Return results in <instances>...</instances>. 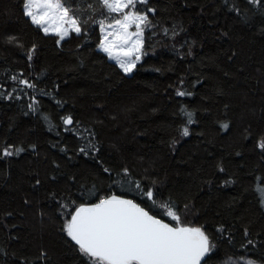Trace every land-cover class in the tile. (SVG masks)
<instances>
[{"label": "trees", "instance_id": "trees-1", "mask_svg": "<svg viewBox=\"0 0 264 264\" xmlns=\"http://www.w3.org/2000/svg\"><path fill=\"white\" fill-rule=\"evenodd\" d=\"M23 4L0 0V264H89L63 229L111 194L201 227L202 264H264V0H145L127 74L98 49L97 0H69L83 31L59 44Z\"/></svg>", "mask_w": 264, "mask_h": 264}, {"label": "snow or ice", "instance_id": "snow-or-ice-1", "mask_svg": "<svg viewBox=\"0 0 264 264\" xmlns=\"http://www.w3.org/2000/svg\"><path fill=\"white\" fill-rule=\"evenodd\" d=\"M97 2L101 5V14L104 11L108 14L104 19L92 21L98 23L102 33L98 48L110 60L115 61L124 73H131L144 54L145 29L151 27L148 15L137 9L145 0ZM68 3L69 0H24L23 12L46 35L54 34L59 37L56 41L59 44L71 33L80 34L83 31L75 10L66 6ZM114 13H119L120 18L111 16ZM109 17L112 22L106 23ZM133 26L135 31H130ZM9 39L15 41L16 38ZM28 58H32V50H29ZM12 79L22 92L27 88H35L27 79L16 76ZM185 94L183 91L177 92L180 96ZM34 107L33 101L29 108ZM187 116V123H192L191 114L188 113ZM61 119L64 125L73 124L71 115ZM182 134H189L186 126ZM260 147L264 148V143ZM19 151L22 149L15 150L16 153ZM2 154L10 156L14 152L5 149ZM123 172L127 174L128 170L124 169ZM257 180V191L262 194L264 203V185L259 183L264 182V177H258ZM143 195L149 200L154 198L152 189H148ZM166 215L177 221V226L150 215L130 199L111 195L101 198L95 204L75 206V211L70 213L71 218L63 230L78 245L89 264H202V258L212 251L208 235L201 227L181 225L179 215L171 206Z\"/></svg>", "mask_w": 264, "mask_h": 264}, {"label": "rangeland", "instance_id": "rangeland-1", "mask_svg": "<svg viewBox=\"0 0 264 264\" xmlns=\"http://www.w3.org/2000/svg\"><path fill=\"white\" fill-rule=\"evenodd\" d=\"M111 16H114L116 18H120V14L119 13H114V14H111ZM107 22H112V21H108L106 20V23ZM130 31H135V27L133 26ZM100 35H101V38H102V33L100 31ZM59 39V37H58ZM99 49V48H98ZM100 50V49H99ZM104 53V52H103ZM106 54V53H105ZM107 55V54H106ZM109 59V58H108ZM110 60V59H109ZM112 61V60H111ZM115 63V61H113ZM224 264H249V262L247 261H244V260H235V259H229L227 260L226 262H224Z\"/></svg>", "mask_w": 264, "mask_h": 264}, {"label": "water", "instance_id": "water-1", "mask_svg": "<svg viewBox=\"0 0 264 264\" xmlns=\"http://www.w3.org/2000/svg\"><path fill=\"white\" fill-rule=\"evenodd\" d=\"M111 195H116V196H119V197H121V198H123V199H130V200H132L131 198H129V197H126V196H122V195H118V194H111ZM111 195H108V196H111ZM108 196H106V197H108ZM105 198V197H104ZM134 203H137V202H135L134 200H132ZM99 202V200L98 201H95V202H92V203H87V204H95V203H98ZM87 204H85V205H87ZM138 204V203H137ZM139 205V204H138ZM79 206V205H78ZM140 206V205H139ZM140 207H142V206H140ZM143 208V207H142ZM75 211V209L73 210V212ZM145 211H147L146 209H145ZM72 212V213H73ZM149 214L150 215H152L150 212H149ZM154 216V215H153ZM156 217V216H155ZM70 218H71V216H70ZM69 218V219H70ZM157 219H161V218H158V217H156ZM163 220V219H162ZM165 223H168L167 221H165V220H163ZM170 224V223H169ZM172 225V224H171ZM172 226H177V225H172ZM183 226H188V227H194V226H189V225H183ZM206 257H207V254H206V256L204 257V258H202V263L205 261V259H206Z\"/></svg>", "mask_w": 264, "mask_h": 264}]
</instances>
